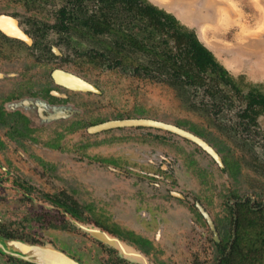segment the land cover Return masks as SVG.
Returning a JSON list of instances; mask_svg holds the SVG:
<instances>
[{
    "label": "flooded vegetation",
    "instance_id": "obj_1",
    "mask_svg": "<svg viewBox=\"0 0 264 264\" xmlns=\"http://www.w3.org/2000/svg\"><path fill=\"white\" fill-rule=\"evenodd\" d=\"M108 2L110 3L109 0H65L56 9V18L50 26L39 21L37 17L42 6H48L49 3H22L24 6L22 10L0 14V236L17 238L7 230L6 223H12V221L6 222L3 218L22 212V218L16 222L25 224L27 229L45 233L52 231L51 233L58 236L65 233L66 224L70 222L78 229L84 226L88 231H92L91 234H97L95 232L98 230L114 234L121 239L122 243H130L140 253L151 255L157 262L161 259L166 264H264V203L253 201L251 193L242 195L240 186L232 192V199L223 201L220 193L221 201L217 199V196L211 199L203 189L204 184L209 181L208 177L203 179L193 175L196 185L179 188L175 184L177 183L175 179L169 181L162 176V171L173 175L174 158L167 161V168H163L160 163L151 162L158 166V173L140 172L134 175L155 183L156 181L160 183L161 180L167 182L166 188L159 185L157 190L149 195L143 183L133 184L135 191L132 193L128 190L129 188L124 189L125 183H123L122 189L111 194L113 196L110 195L109 200L96 197L90 188V186L95 188L96 185L93 173H90L87 179L80 175L67 187L63 185L65 162L56 161L50 157L65 151L67 136L82 129L84 134L89 136L101 133H92L89 129L101 124L93 121L92 106L96 108V105L93 104V100H90V96L100 95L102 91L96 82L87 80L81 72L84 71L86 60L95 65L98 57L105 62L111 61L112 58L111 53L107 54L105 48L103 53L95 51L94 57L90 54L93 52L91 47L81 52L78 43L74 46L73 41L81 37L89 40L93 37H108L115 31L120 38L127 35L125 40L127 42L132 40L129 38L131 36L140 44L144 43L150 51L152 45L159 51L164 46L163 42L168 41L167 48L173 50V53L176 52L175 42L166 35L152 29L146 31L136 13L138 11L132 10L131 16L120 13V16L118 14L113 16L112 13L105 14L104 9L108 7ZM152 6L155 7V5ZM119 7L122 8L120 5ZM100 21H108L112 23V27L103 34H96L95 28L92 29L91 26L99 24ZM34 27L38 28L34 29ZM50 35L55 39L54 44L45 46L33 42V40H47ZM112 41L117 45L118 38L115 37ZM123 47V51L131 49L128 44H123ZM144 49L143 47L139 51L131 50L133 52L131 56L135 53L139 56L146 55ZM102 54L106 57L103 58ZM147 56L148 59L143 61V64L139 62L131 64L135 74L130 73V75H152L159 79L166 76L170 80L168 82L170 87L176 89L172 84L175 79L172 77L173 71L162 69L160 58H156L151 53ZM213 56L215 57L214 54ZM215 60L227 72L226 77L210 71L196 73V76L199 74V79L204 83L205 86L202 88L210 91L215 87L217 94H222L223 91L220 88L222 84L236 87L228 81L235 84L236 82L216 57ZM112 66L108 67L114 69ZM65 76L82 79L100 93L71 89L58 81V78ZM181 79L186 81L184 77ZM185 86L183 85L182 88ZM82 98L87 101L83 102ZM221 100L222 102L218 104H214L217 101H211L210 106L214 107L215 112L225 106L226 99ZM241 115L242 113L239 117L245 122ZM175 126L184 129L179 124ZM149 129L161 131L155 128ZM188 129L184 130L201 138L220 156L223 166H220L203 150L216 167L222 172L227 170L226 172L231 175H237L240 165L232 159L231 155L223 154L203 132ZM182 139L197 147L193 142ZM231 163L235 167L227 166ZM88 165V168H93L95 171L101 168L93 167V163ZM101 166L108 167L102 164ZM120 196L122 199L119 198ZM18 203H25L26 206L19 207ZM108 205L123 207L126 213L118 217L120 213L107 208ZM241 206H247L251 211H245L250 217L249 220L246 219L249 225H239V221L242 223L241 210H239ZM136 218L146 222L145 226L149 228L152 227L151 221L159 225L162 223V218H166L167 227L169 223L173 224L170 229L165 228L166 226L163 229V231L169 230L167 233L170 241L166 243V246L171 248L172 263L166 262L163 257L158 258V254H155L158 249L154 247L156 243L152 245L153 249L150 253L138 243L148 241V237L134 227ZM59 238L60 246L66 249L65 241ZM161 242L164 244V240ZM120 246L129 256L147 264L146 260L130 252L119 242L116 247L120 249ZM115 251L116 249H103L104 255L108 256L104 264H117L112 256V252L115 254ZM13 261L17 264L26 263L15 258ZM78 261L86 264L81 258ZM163 263L160 262V264Z\"/></svg>",
    "mask_w": 264,
    "mask_h": 264
},
{
    "label": "rangeland",
    "instance_id": "obj_2",
    "mask_svg": "<svg viewBox=\"0 0 264 264\" xmlns=\"http://www.w3.org/2000/svg\"><path fill=\"white\" fill-rule=\"evenodd\" d=\"M64 1L0 0V14L22 10L24 8L22 3H49L48 6H42L37 17L39 21L50 26L56 18V9ZM147 1L172 14L181 24L194 31L199 42L230 70L226 68L235 78L237 88L221 85L223 93L228 96L223 98V101L226 99L223 109L215 112L214 107L210 106L211 101L222 102V100L211 98L210 93L205 92L206 90L202 87L185 86L173 89L170 83L168 84L170 80L166 76L163 79L152 75L131 76L130 73H135L134 67L130 64L125 69L123 67L110 69L108 66L114 65L120 58L117 53L108 50V46H113L112 39L114 40L115 36L93 37L90 40L81 37L73 41L74 46L78 43L81 52L91 47L93 52L90 54L93 57L96 54L95 51L100 53L106 51L107 54L110 52L112 57L109 62L101 61L98 57L95 65L86 60L84 71L81 72L87 80L96 82L102 91L100 95L90 96V100H93V104L96 105V108L92 106L93 121L99 124L112 120L149 118L179 124L184 129L199 130L223 154L231 155L232 159L240 165V170L237 175H231L226 172L227 170L222 172L200 147L163 130L154 131L145 127L120 128L89 136L84 134L82 129L65 138L64 152L50 157L56 161L65 162L63 185L67 187L76 177L82 175L84 179H87L88 175L93 173L96 185L95 188L94 186L90 188L96 197L109 200L110 195L122 189L124 185V189L129 188L128 190L132 193L135 191L133 184L138 183H143L149 195L153 194L159 185L166 188L167 182L161 180L160 183L159 181L155 183L134 175L140 172L158 173V166L151 162L160 163L163 168H167V161L174 158L173 175L162 171V176L169 181L175 179L177 182L175 184L179 188L196 185L194 176L203 179L208 177L209 181L204 184L203 189L211 199L217 196L220 200L219 193L223 201L232 199V192L240 186L242 195L251 193L253 201L264 203V112L258 117L256 123L243 122L239 117L246 107V95L251 89L254 88L264 94V0ZM36 28L38 27H34ZM33 42L37 45L49 46L55 43V39L50 35L47 40H33ZM124 52L129 55L133 53L129 49ZM132 57L135 64L138 62L143 64V61L148 59L147 55L139 56L136 53ZM84 99L82 98L83 102L87 101V97ZM192 103H196V106ZM90 163H93L95 168L99 166L101 168L96 171L88 168ZM101 164L108 167L103 168ZM227 166L235 167L232 163ZM119 198L122 199L121 196ZM120 202L122 200L119 204ZM18 206L25 207L26 204L18 203ZM107 208L119 212L118 217L126 213L123 207L117 205H108ZM22 215V212H19L17 215L10 214L8 218H3L6 222L12 221V223L7 222L6 225L8 232L17 236L13 240L43 247L50 246L65 252L77 261L81 258L86 264H104L108 256L104 255L103 249H114L97 234L78 229L70 222L66 224L65 233L58 236L51 233L52 231L45 233L27 229L25 224L16 222L22 218ZM135 222L134 227L145 234L149 241L136 240V242L148 253L152 251V245L156 243L154 247L158 249L155 252L158 258L163 257L166 262L172 263L171 248L166 246V243L170 241L167 233L169 230L163 231L166 218H162V223L159 225L151 221V228L145 226L146 222L140 219L136 218ZM171 225L173 224L169 223L165 228L170 229ZM59 237L65 241L66 249L60 246ZM163 240L164 244L161 242ZM112 256L117 264L140 263L124 259L117 249L115 254L112 252ZM145 256H147L148 264L163 263L161 259L157 262L151 255ZM12 259L14 258L0 253V264H17Z\"/></svg>",
    "mask_w": 264,
    "mask_h": 264
},
{
    "label": "trees",
    "instance_id": "obj_3",
    "mask_svg": "<svg viewBox=\"0 0 264 264\" xmlns=\"http://www.w3.org/2000/svg\"><path fill=\"white\" fill-rule=\"evenodd\" d=\"M109 1L110 3L108 2V7L104 9L105 14L109 13L111 15L112 13L113 16H117V14L119 15L120 13L131 16L132 10L138 11L136 13L138 14L141 22H143V27L146 29V31L152 29L156 32L161 33L162 35H166L168 38L175 42L176 50V52L173 53V50H169L167 48L169 42L164 41V46L159 49V51L155 50L156 47H154V45H152L150 51L148 50V47L144 45V43L140 44L138 40L132 38L131 36L129 37L132 39L130 42L125 41L128 37L127 35L121 36L120 38L115 34L113 27L114 32H112V36L117 37L118 41L117 45L113 44V46H108V50L117 53V56L120 58L112 67L117 69L123 67L125 69L128 64L131 65L133 62L135 63L134 58L123 51V44H128L129 47H131V49L129 50L136 49L137 51H139L144 47V50L147 54L151 53L156 58H160V65L162 66V69H170L173 71L172 77H175V79L174 81H172V84L175 88H180L183 87V85L185 86L187 84L196 87H204V83H202L199 79V74L207 73L209 71L222 77H226V75H228L227 72L222 68V66L216 62L213 54L199 42L195 32L186 28L172 15L152 6L146 0ZM119 5L122 8H120ZM104 16L106 17V15ZM110 27H112V23L108 21H100L99 24L91 26L92 29L95 28L96 34H103V32H106L107 30L109 31ZM101 56L103 58L106 57V55L104 54H102ZM196 73L199 74L196 76ZM182 77H184L186 81H183V79H181ZM228 83L236 86V84L231 82L230 80L228 81ZM234 88L236 89L237 86ZM206 92L210 93L211 98H217L219 100L223 99L222 96L225 95L223 93L217 94V89L215 87L211 88L210 91L206 90ZM218 103L219 102H216L214 104ZM192 105L196 106L195 103H192ZM263 112L264 94L258 92L253 88L249 91L248 95H246V107L244 108L241 117L250 123H256L258 117L263 114ZM239 210H241L240 219L242 220V223L239 221V225H249V223H246V219L249 220L250 217L245 213V211L247 210L250 211L249 208L247 206H241L239 207ZM8 238L13 239L12 237Z\"/></svg>",
    "mask_w": 264,
    "mask_h": 264
},
{
    "label": "water",
    "instance_id": "obj_4",
    "mask_svg": "<svg viewBox=\"0 0 264 264\" xmlns=\"http://www.w3.org/2000/svg\"><path fill=\"white\" fill-rule=\"evenodd\" d=\"M17 37L19 35H16ZM79 83L77 85H74L73 87L70 85L69 88L82 91V92H93L96 94H99V90H97L95 87L90 85L89 83L85 82L82 79H78ZM139 127H145V128H155L159 130H163L169 133H172L174 135H177L179 137H182L184 139H187L200 148L204 150L207 154H209L215 161L220 165H222V161L220 156L217 154V152L206 142H204L201 138L193 135L192 133L185 131L182 128H179L172 124H167L163 122H155L150 121L149 119H121V120H112L107 121L104 123H101L99 125H96L92 128H90V132L92 133H98L102 131H107L111 129H122V128H139ZM80 229H83L85 231H88L84 226H80ZM90 232V231H88ZM98 236H100L103 240H105L108 244L112 245L114 249H117L119 252H122L119 248L116 247L118 243L125 244L133 248L135 251H138L133 247L130 243H122L121 239L112 235L108 234L106 232H100L98 230L97 232ZM111 238V241H108L106 239ZM140 252V251H139ZM0 253L7 254L10 257H13L15 259H19L23 262L30 263V264H82L79 261L75 260L65 252L58 250L56 248L50 247V246H38V245H31L27 244L21 241H16L13 239L5 238L0 236ZM143 258L146 259V263L148 264L147 256H145L143 253ZM124 259H127L123 256ZM129 260V259H128Z\"/></svg>",
    "mask_w": 264,
    "mask_h": 264
},
{
    "label": "bare ground",
    "instance_id": "obj_5",
    "mask_svg": "<svg viewBox=\"0 0 264 264\" xmlns=\"http://www.w3.org/2000/svg\"><path fill=\"white\" fill-rule=\"evenodd\" d=\"M64 74V73H63ZM58 81L60 82V83H62V84H65V85H67V86H74V85H77L78 83H79V81H78V78H76V77H73V76H65L64 78H58ZM72 84H74V85H72ZM150 121H155V122H157L156 120H152V119H149ZM158 122H160V121H158ZM92 232V231H91ZM90 232V233H91ZM109 239H110V237L108 238V239H106V240H108L109 241ZM121 245H123L124 247H127L128 248V250L130 251V252H133L134 254H138L137 256H139V257H141L142 259H144V260H146L145 258H143V255L139 252V251H135L133 248H131L130 246H128V245H125V244H121ZM120 250L124 253H122V252H120V254H121V256H124L125 258H127V259H129L130 261H133V262H139V261H137V260H135L133 257H131V256H129L127 253H125L124 251H123V249H122V247L120 246ZM139 264H144V263H139Z\"/></svg>",
    "mask_w": 264,
    "mask_h": 264
},
{
    "label": "crops",
    "instance_id": "obj_6",
    "mask_svg": "<svg viewBox=\"0 0 264 264\" xmlns=\"http://www.w3.org/2000/svg\"><path fill=\"white\" fill-rule=\"evenodd\" d=\"M219 60V59H218ZM227 68V67H226ZM228 69V68H227ZM229 70V69H228ZM230 71V70H229Z\"/></svg>",
    "mask_w": 264,
    "mask_h": 264
}]
</instances>
